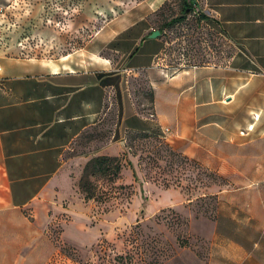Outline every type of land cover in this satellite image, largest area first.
Listing matches in <instances>:
<instances>
[{
	"label": "crops",
	"instance_id": "1",
	"mask_svg": "<svg viewBox=\"0 0 264 264\" xmlns=\"http://www.w3.org/2000/svg\"><path fill=\"white\" fill-rule=\"evenodd\" d=\"M165 1L146 0L145 8L109 20L96 49L86 54H0V264H61L57 244L45 231L50 216L41 208L55 202L67 150L114 103L120 134L158 133L189 158L228 160L213 167L220 174L244 177L243 199L233 200L227 192V230L214 223L213 233L202 236L210 250L197 251L195 262L183 264H264V185L253 184L264 183V119L258 136L261 162L254 166L246 161L253 139L240 142L229 130L223 136L212 107L229 105L239 88L254 83L246 94L259 95L264 111V0H197L198 10L233 50L221 63L179 68L167 62L166 32L150 37L159 30L153 13ZM107 47L111 55L101 52ZM141 74L153 90L148 113L139 109V88L132 82ZM118 141L123 143L113 141L99 154L117 156L123 150ZM225 195L226 190L220 192ZM100 235L61 238L88 248Z\"/></svg>",
	"mask_w": 264,
	"mask_h": 264
},
{
	"label": "rangeland",
	"instance_id": "2",
	"mask_svg": "<svg viewBox=\"0 0 264 264\" xmlns=\"http://www.w3.org/2000/svg\"><path fill=\"white\" fill-rule=\"evenodd\" d=\"M182 1L167 0L161 10L155 11L156 26L184 13ZM145 4L146 0H0V54L53 58L71 53L86 54L96 49L98 34L104 24L133 7L142 5L145 8ZM166 29L171 43L167 62L173 68L221 63L232 53V45L229 47L219 29L203 18L197 0L193 11L183 21ZM101 52L103 55L112 53L108 47ZM242 81L236 82V88ZM132 82L139 88V109L151 112L145 74L133 77ZM254 88V83L243 86L229 105L212 107H217L214 113L223 136L229 130L240 142L253 139L247 145L246 154L250 157L246 161L259 166L258 136L264 111L259 95L246 94ZM118 115L114 103L99 124L73 142L66 152L55 202L41 208L50 216L45 231L57 244L59 262H195L197 251L201 254L203 249L210 250V241L202 236L213 233L214 223L219 221L227 230L229 222L224 217L230 210L227 192L232 193L233 200L243 199L242 189L246 184L243 175L234 180L213 168L226 166V159L188 156L186 159L185 154L177 150L183 156L174 155L163 137H142L132 131L120 134L116 130ZM117 140L123 142H117L123 148L118 154L123 158L120 178L114 181L96 179L98 200L85 199L80 179L86 163L95 156L107 155L99 154V151ZM237 161L243 163L244 159ZM253 184L257 188L264 185L260 180ZM224 190L226 195L220 196ZM62 234L101 235L94 245L78 248L65 242Z\"/></svg>",
	"mask_w": 264,
	"mask_h": 264
},
{
	"label": "trees",
	"instance_id": "3",
	"mask_svg": "<svg viewBox=\"0 0 264 264\" xmlns=\"http://www.w3.org/2000/svg\"><path fill=\"white\" fill-rule=\"evenodd\" d=\"M167 1V0H166ZM166 1L163 3V5L166 3ZM182 12L180 15L172 17L168 22L162 23L158 25V29L164 34L167 29L166 27L174 25L180 21H183L186 18V15L188 13H191L193 11V6L196 3V0H183L182 1ZM163 5L158 9L161 10ZM203 18L207 20V16L202 13ZM157 25V24H156ZM150 90V108L153 107V90ZM133 132V131H132ZM138 135L142 137H149V136H155L161 137L158 133H150V132H137ZM167 146L170 149V152L174 155H182L180 152H177L175 149L172 148V146L167 143ZM186 159H189L186 155H184ZM121 155L117 156H111V155H98L93 158H91L85 165L83 175L80 179V188L85 194V199H95L98 200V197L96 195V188H98V185L95 184L94 181L98 178H105L109 181L116 180L120 178V175L122 174V168H123V162H122ZM94 178L95 180H91Z\"/></svg>",
	"mask_w": 264,
	"mask_h": 264
},
{
	"label": "water",
	"instance_id": "4",
	"mask_svg": "<svg viewBox=\"0 0 264 264\" xmlns=\"http://www.w3.org/2000/svg\"><path fill=\"white\" fill-rule=\"evenodd\" d=\"M160 34H161V31H160V30H155V31H153V32L150 34V37H151V38H155V37H158Z\"/></svg>",
	"mask_w": 264,
	"mask_h": 264
}]
</instances>
